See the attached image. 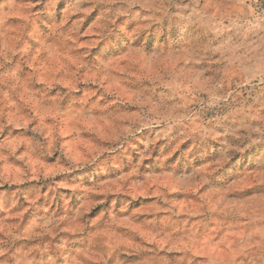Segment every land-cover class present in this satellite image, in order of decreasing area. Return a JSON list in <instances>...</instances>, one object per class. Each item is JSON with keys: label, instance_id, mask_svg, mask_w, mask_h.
I'll use <instances>...</instances> for the list:
<instances>
[{"label": "rangeland", "instance_id": "obj_1", "mask_svg": "<svg viewBox=\"0 0 264 264\" xmlns=\"http://www.w3.org/2000/svg\"><path fill=\"white\" fill-rule=\"evenodd\" d=\"M0 264H264V0H0Z\"/></svg>", "mask_w": 264, "mask_h": 264}]
</instances>
